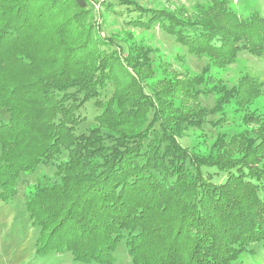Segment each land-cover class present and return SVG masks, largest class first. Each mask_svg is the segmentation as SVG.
<instances>
[{
  "label": "trees",
  "instance_id": "obj_1",
  "mask_svg": "<svg viewBox=\"0 0 264 264\" xmlns=\"http://www.w3.org/2000/svg\"><path fill=\"white\" fill-rule=\"evenodd\" d=\"M114 1L136 13L129 25L158 28L205 55L206 67L186 80H154L150 50L101 38L88 0H0V201L18 195L24 175L54 169L23 193L37 233L33 258L45 264L62 255L116 264L120 244L129 264H235L264 247V166L245 161L264 149V116L240 155L239 137L227 144L219 135L205 155L178 139L202 126L208 112L198 97L207 87L220 95L212 113L234 96L238 87L212 85L211 66L233 64L241 50L261 55L264 17L242 18L229 0L195 4L193 17ZM103 6L113 12L111 2ZM243 79L238 107L259 94L255 79ZM87 104L99 113L77 133Z\"/></svg>",
  "mask_w": 264,
  "mask_h": 264
},
{
  "label": "rangeland",
  "instance_id": "obj_2",
  "mask_svg": "<svg viewBox=\"0 0 264 264\" xmlns=\"http://www.w3.org/2000/svg\"><path fill=\"white\" fill-rule=\"evenodd\" d=\"M91 4L92 14L89 15V22L95 31L98 30L101 38H113L115 43L122 49L126 46L141 47L150 50L148 57L154 61L156 68L154 80L164 77L163 74L171 75L175 81L186 80L193 76L201 75L206 67V56L203 54L188 53L185 48L174 40V38L160 31L158 28L144 30L129 25V19L135 17L136 13H127L123 6L114 0H88ZM113 4V12L108 11L103 6L104 2ZM144 8H155L167 12H175L180 8L181 14L188 17L194 16L195 4H206L213 0H133ZM230 6L238 12L242 18L248 17L253 11L264 17V0H229ZM119 47H116L118 50ZM115 49V48H114ZM210 78L212 85L223 87H238L234 96H227L222 113L214 112L212 109L219 98L217 90L212 86L207 87L208 91L199 95L198 103L207 110L203 124L200 128H191L178 139L182 148L192 150L199 154L209 153L210 146L219 135L224 134L227 144L233 138L239 137L241 143L235 144L233 154L240 155L241 144L247 145L249 140L254 138L256 131H259V116H264V52L256 56L246 50L237 53L236 60L224 68L211 66ZM250 76L260 85L259 94L252 99L246 107L237 106V99L240 96H247L248 90L245 87L243 77ZM173 81V80H172ZM209 81V82H210ZM250 87V86H249ZM239 90V91H238ZM110 88L107 87L104 94L108 95ZM236 95V96H235ZM84 112V113H83ZM86 120L77 128V133L87 132V129L94 124V116L99 110L93 104H87L82 110ZM255 114V119L250 118ZM6 114L1 111L0 119L5 120ZM248 118L245 120V118ZM244 118V119H243ZM244 140V143H243ZM255 143L259 142L255 138ZM230 147V145H228ZM251 152H249L250 154ZM255 156L249 155L245 161H254L253 164L264 166V149H256ZM257 156V157H256ZM250 163V162H249ZM40 172L51 175L54 172L50 166L39 167L35 174L24 175L18 184V195L11 199L9 203L0 201V264H45V261H37L33 258V244L36 237V230L31 227L27 214L23 207V193L27 185L32 184L35 178L40 176ZM203 172L213 173V169L203 168ZM216 182H223L224 176L217 175L213 178ZM116 264H129L124 245L120 244L115 252ZM48 264H78L72 263L69 255H62L58 261ZM235 264H264V247L257 245L252 253H243Z\"/></svg>",
  "mask_w": 264,
  "mask_h": 264
}]
</instances>
